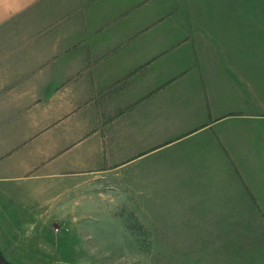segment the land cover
Instances as JSON below:
<instances>
[{"label":"crops","instance_id":"0c3cea01","mask_svg":"<svg viewBox=\"0 0 264 264\" xmlns=\"http://www.w3.org/2000/svg\"><path fill=\"white\" fill-rule=\"evenodd\" d=\"M217 1L0 0V190L108 173L164 148H197L184 156L208 147L213 158L200 162L234 172L203 209L264 211V176L238 167L253 152L264 160V138L249 124L230 130V143L216 133L218 120L248 114L232 84V12L211 9ZM186 161L194 160L166 162ZM195 175L165 171L178 204L193 203L196 193L182 192L194 184L182 180Z\"/></svg>","mask_w":264,"mask_h":264},{"label":"rangeland","instance_id":"374dc122","mask_svg":"<svg viewBox=\"0 0 264 264\" xmlns=\"http://www.w3.org/2000/svg\"><path fill=\"white\" fill-rule=\"evenodd\" d=\"M212 6L218 14L232 12L227 20L232 23L233 41L227 46L232 84L248 100L246 119L233 114L218 120L217 137L230 143V130L249 124L256 137L264 138V0H218ZM227 96L236 102V96ZM221 102L218 97V107ZM198 141L204 145L207 138ZM193 148H164L144 159L116 163L108 173L66 178L55 186H4L0 251L13 264H264V211L204 210L234 171L222 161L200 162L213 158L208 147L180 155ZM256 156L244 155L238 164L253 178L264 176V160ZM176 158L194 161L166 162ZM169 170L199 175L182 180L194 184V190L180 191L196 193L194 204L172 198L177 187L165 188L175 182L164 178ZM204 171H213L216 178Z\"/></svg>","mask_w":264,"mask_h":264},{"label":"water","instance_id":"95a60500","mask_svg":"<svg viewBox=\"0 0 264 264\" xmlns=\"http://www.w3.org/2000/svg\"><path fill=\"white\" fill-rule=\"evenodd\" d=\"M0 264H13L11 262H9L4 255L2 254V252L0 251Z\"/></svg>","mask_w":264,"mask_h":264}]
</instances>
